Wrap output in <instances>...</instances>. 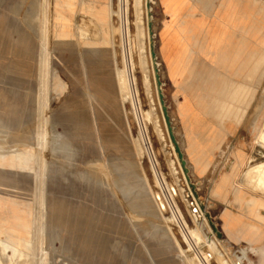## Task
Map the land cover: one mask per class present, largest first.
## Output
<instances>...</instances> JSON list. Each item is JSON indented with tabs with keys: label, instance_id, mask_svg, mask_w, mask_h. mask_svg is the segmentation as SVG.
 Listing matches in <instances>:
<instances>
[{
	"label": "rangeland",
	"instance_id": "rangeland-1",
	"mask_svg": "<svg viewBox=\"0 0 264 264\" xmlns=\"http://www.w3.org/2000/svg\"><path fill=\"white\" fill-rule=\"evenodd\" d=\"M21 1L22 0H18V5ZM31 1L33 0H26L24 1L25 3L20 5V7L22 6L23 12L21 16L23 19V35L18 41V47L20 49L17 52L15 50H9L6 57H1L2 59L0 58V65L3 71L0 75H6L7 81L14 86H17L18 88L21 86L23 87L22 91H16L18 94H14V97H7L6 99L3 98L2 106L5 109L4 112H7L9 115L10 113L13 115L14 112H16L14 116L16 114L19 116L23 113V119L22 124H20L16 129H13L8 133H0V148H2V146L5 147L2 150L0 149V155H5L7 157L19 155L21 158L20 161H23V158H29L26 169H20V167H18L13 170V172H22L24 178L29 184L32 183L33 187L31 192L33 194V196L31 194V222L29 224L30 228L28 227L27 230L29 234L26 232L28 235L27 239L32 238L31 235H33V233L31 234V232H33L34 228L37 226L36 224L34 225V217L37 213L35 202L36 197L39 194L44 196L48 192H51L50 185L48 186L47 184L46 176L48 175L49 169L52 170L55 168L53 166H49V163L53 160V153H51L46 145L39 141L42 131L45 133L46 140L48 139V135L51 133L49 123L47 122L50 115L58 113L60 108L67 103H69L71 107L82 106L84 103L87 105L85 108L88 109L92 118L95 114H102L104 116L106 112L105 109L102 108L100 102L92 100L89 101L82 93L83 88L86 87V82L83 77H78L74 74V72H72V70H67L64 63L59 62L56 59L51 60L50 58V51L52 48L55 30L52 18V3L54 0H37L36 5L33 4V6L30 7ZM92 1L93 0H79L78 5L72 10L63 7L73 23L72 32L75 35L72 37V40H70V43L66 48H63V46L60 48H63V50L65 49L63 53V55L65 54V59L69 58V60H72L71 56L75 54L77 57L80 55V59L83 62H86L89 60L93 61L90 57H88V55H86V52H91L85 43L91 44L97 48L99 54L104 56H111L112 54H115V66L117 68L122 69L127 66L126 72L128 70V77L130 78L131 76L133 79L134 85L132 86L134 88L133 91L135 92V94L133 92V96H135V106L133 107L130 103H124L122 110L123 116L126 119L125 125L123 128H116L112 126L111 128L115 133V141L116 143H119V146L117 147L120 150H129L135 155L137 146L133 140L137 139L136 143L138 145L142 144V140L146 144V159L141 161V171L144 173L149 184L154 190L153 192L161 213L168 215V210H171L174 214H176V205L179 207L182 217L188 226L192 227V223L199 225L202 233L205 235L208 232L207 222L211 230V226H213L218 232H220V222L218 218L221 220V214L224 208L220 212L222 206H219L217 203L219 200L216 197L221 195L223 190L229 184L233 187V191L237 190L235 194L236 197H241V192H243L249 197L264 203V188L260 185H254L253 183H246L244 180L245 172L257 166H264V88L259 90L258 101L249 107L246 121L248 136L243 152H236L233 149H223L222 151H219L215 155L217 163L206 173L204 177L198 179L193 175L194 172L198 173V170L193 168L192 173L186 164L184 150H186L187 143H185L182 139L172 90L167 82L158 55V32L161 17L159 1L139 0L138 9L140 11L141 19L137 22L135 21L133 0L101 1L109 4L110 9L113 12V16L111 18H105L104 21L99 24L93 22L92 20H86V18H88L86 16L88 15L84 13L82 14L81 12L82 4H84L83 7L92 5L97 7L100 6V4H92ZM124 7L125 11H123ZM89 8L91 7H87V9ZM28 9L33 10V16L29 22H25L24 11ZM44 14L46 15L45 20L43 16ZM20 15L21 14H19V17ZM97 15L102 16L99 10H97ZM84 25L83 41L76 32L78 26ZM94 26L102 29V31L99 33V30H96ZM136 29H141L142 32V35H140L144 46L142 62H140L136 53V39L138 38L135 36ZM145 36L147 37V40L145 39ZM147 49L149 55L146 52ZM129 51H131V53ZM130 70L131 72H129ZM143 72L148 78L145 86L143 85ZM13 90L14 89L8 88L7 91L11 92ZM14 99L18 100V104L10 103V101H13ZM163 107L165 108L169 120L168 126L171 128L173 139L182 154L183 160L185 161L187 168V173L185 174L180 166L178 154L173 142L171 141L168 126L163 114ZM145 113L151 114H149V118H146ZM70 117V119L65 121L64 127L57 126L55 129V132H58L61 136L67 137L70 141H72V145L74 146L68 151H60L57 153V161L59 165L65 168V172H63L61 176L66 180L62 182V180L58 178L55 180L52 188L54 192H61V194L65 197L77 198L80 201L76 208L66 217L67 222L69 223L68 226L71 228L69 233L71 236L70 238L75 240V237H79V234L81 233L80 230L87 228L86 225L95 224L98 231L102 229L101 225L106 223L107 219V217L100 211L94 212L90 210V205H93V195L85 188L82 175L92 173L94 172V169H96L98 171L96 174L100 177L104 190L107 192L110 191L115 196V198L120 202L121 208L124 212H126V208L119 197L117 189L112 185L111 180L102 175V172L106 173V171L101 162L106 161V157L116 147L115 144L113 145L108 141L104 143L101 139H99L98 134H94L92 138L83 136V131L77 127L78 121L74 118V115L72 114ZM109 123L111 124L110 121ZM153 123L157 125L156 128L158 130V134L154 130ZM93 126H95V123ZM182 128L184 129V132L186 131V134L184 133L185 136L188 137L183 117ZM261 130L262 137L260 139V144H257L255 139L260 135ZM123 141L125 143H123ZM83 142L87 143V145L91 143L95 147L98 145V148H101L100 152L96 154L90 153L87 149V145H84ZM185 155H187L186 151ZM208 155L209 157L207 159V163L211 158V153ZM95 158L99 160H96ZM233 164L234 168L232 173L221 178L222 186L218 189V191H215L214 188L221 174L228 172ZM150 166L161 181L159 188L153 187V177L150 171ZM160 174L163 175L165 180L162 178V175L160 176ZM35 175H37V182L34 184L33 181L35 180ZM248 175V180L254 179L256 176L254 172H249ZM238 179L240 181L243 180L241 184L238 183ZM174 181L175 183H172ZM60 185L64 186L60 187ZM259 186L261 189L258 188ZM231 195H233V193H231ZM180 197H182V199ZM40 212L43 216L40 223L44 224V210L42 209ZM260 213L264 215V209L260 210ZM176 217L182 225L179 216L177 215ZM130 218H134V215H131ZM171 227L173 239L179 247L184 248L185 243L182 239V228L184 230V226L181 228L179 225H172ZM46 231L47 227L45 226L40 233L42 238H44ZM215 238V240L218 239L217 242L223 249L224 247L227 248L229 254H227L226 257H230L235 264H240V259H238L240 252L242 250H247L248 244L241 243L237 245L231 241L232 245L228 242L225 243L222 236L220 238ZM187 239H185V241L189 245V251H192L193 246L195 245H203L201 243L195 244V242L191 241L190 238L188 240ZM46 241L47 244L45 245V243H43L40 247L37 246V243L34 242V240L32 241V246L29 251V257L32 260V264H54L52 259L58 261L55 264H59L61 262L59 259L66 262L64 264H72V262L67 261L66 259L68 258L63 257L60 252L51 256L48 251L51 248L50 245L53 241L49 239H46ZM79 242L80 241H77L76 243L73 242L71 247L72 250L75 249L76 259H79L80 257L78 254L81 251V247L79 246L81 242ZM119 246L120 245H117L116 242L107 243L103 241L102 238L97 237L95 240H90L88 243V247L86 248V256L88 257H86L87 260H84L86 264L139 263V259L133 253L132 249L129 250L125 257L120 255L119 251H121L120 249H122V247L120 246V248ZM206 247L207 246H202L201 248L203 250H207L208 248L206 249ZM215 247H217L216 244ZM105 249L110 250V253L108 254V252H105ZM236 250H239L238 254L233 253ZM106 253L108 255H106ZM211 253L215 258L212 264H218L216 260L217 252L215 251L213 253L211 251ZM174 254L177 255L178 253L174 252ZM185 254L189 256L188 258H192L194 264H197L195 259H193L192 253L188 252ZM226 257H224V259ZM105 258H108V260L110 259L109 263H107L108 260H105ZM180 259H182V257L179 256V259H173V261L177 264H182ZM244 263L246 264V261H244Z\"/></svg>",
	"mask_w": 264,
	"mask_h": 264
},
{
	"label": "crops",
	"instance_id": "crops-1",
	"mask_svg": "<svg viewBox=\"0 0 264 264\" xmlns=\"http://www.w3.org/2000/svg\"><path fill=\"white\" fill-rule=\"evenodd\" d=\"M158 1L161 15L158 55L172 90L182 139L186 141V131L184 132L182 128V116L178 114V109L182 110L184 104L185 130L191 143L200 147L202 152L211 153L209 162L203 166V172L198 174L193 173L192 161L195 157L187 158L184 150L188 168L195 177L201 179L217 163L216 153L223 149H233L236 152H243L245 149L249 107L258 101L259 90L264 88V0ZM15 10L17 13L14 12ZM22 13V6L18 10V0H0V58L8 55L7 50L17 52L20 49L18 41L23 35ZM8 43L10 45H7ZM0 73H3L1 65ZM8 88L14 90L8 92ZM22 89V86L18 88L8 82L6 75H0V133L11 132L22 124L23 113L19 116L8 115L2 106L3 98L14 97V94H18L16 91ZM11 103L18 104V100L14 99ZM97 116L98 114H95L92 118L96 134H98L95 122ZM198 139L202 142H198ZM114 141L112 143L117 145L118 142ZM113 151L116 154L115 158H124L123 150H119L117 146ZM20 159L19 155L11 157L0 155V229L11 235L16 233L13 235L17 236L16 238L26 236L25 232L31 222L33 189L32 183H28L22 172H13L18 167L27 168L29 158H23V161ZM234 164L228 172L221 174L219 180L232 173ZM58 178L61 179L62 176ZM61 180L64 182L66 179ZM36 182L37 175L33 183ZM52 187L53 185L50 186L51 192L58 193L54 192ZM232 188L229 184L222 194L216 197L219 200L217 203L222 206L220 212L224 208V231L219 225L222 228L220 232L224 236L225 232L229 234L234 244L248 242L256 251L254 258L262 259L264 258V215L260 210L264 209V203L254 198L251 200L246 193L236 197L237 190L233 191ZM22 192L25 194L23 195ZM68 198L64 196V201L66 202ZM71 211L67 209L61 214L57 235L59 242L71 250L73 242H81H79L81 247L79 255L82 257L80 256L79 259H86L88 243L97 237L107 243L116 242L122 247L119 251L120 255L126 256L131 249V230L126 225V221L117 216L126 215L127 212L122 208L114 214L101 210L100 212L107 217L106 223L101 225L102 229L97 231L95 224L86 225L87 228L80 230L79 237L73 240L70 238L71 228L66 219ZM240 225L242 227H239ZM257 227L261 230H257ZM105 252L110 253V250ZM140 262L141 259L138 264H141Z\"/></svg>",
	"mask_w": 264,
	"mask_h": 264
},
{
	"label": "bare ground",
	"instance_id": "bare-ground-1",
	"mask_svg": "<svg viewBox=\"0 0 264 264\" xmlns=\"http://www.w3.org/2000/svg\"><path fill=\"white\" fill-rule=\"evenodd\" d=\"M24 1H26V0H22L21 1L22 3L20 2V4L18 5V10H19L20 5L25 3ZM36 1L37 0L31 1L30 7H32L33 4L36 5ZM101 1H104V0H93L92 1V4H100V6H98V7L93 6V5L83 7L84 4L81 5L82 6L81 7L82 14L84 13V14L88 15V16H86V17H88V18H86V20L87 19L92 20L93 22L99 24V23H102L105 18H111L113 16V12L110 9L109 4L103 3ZM133 1H134V9H135V21L137 22L141 19L140 18L141 17L140 11L138 9V1L139 0H133ZM78 2H79V0H54L53 1V3H52L53 17L52 18H53V22H54L53 24H54L55 30H54L52 48L50 51L51 52L50 58H51V60L56 59L57 61L64 63V66H66L67 70H72V72H74V74L76 76H78V77L81 76L85 79L86 87L83 88L82 93L85 95L87 100L100 102V104L102 105V108H104L105 111L107 112L106 115L103 116V115L98 114V116L95 118L97 132L99 134V139H101L104 143H106V141L112 143L114 141V138H115V133L112 131L111 126L116 127V128H123V126L125 125L126 119L123 116V110H122L123 104L124 103H130L133 107L135 106V98H134L135 96H133V92H134L133 89L134 88L132 86V85H134L133 79L131 78V76H130L131 79L128 77V73H127L128 70L126 72L127 66L123 67L122 69H119L115 66V63H116V55L115 54H112L111 56H108V55L104 56L102 54H99V51L97 50V48L91 44L85 43L91 52V53L86 52V55H88V57H90L91 60H93V61L89 60V61L83 62L80 59V55L77 57V56H75V54L71 56L72 60H69V58H67V59L64 58L65 54L63 55V53H64L65 49L63 50V48L64 47L66 48L69 45L70 40H72V37H74L75 34H73V32H72L73 23L70 20L69 15L65 12L63 7H66L69 10H72L74 7H76L78 5ZM87 7H91L92 9L91 8L87 9ZM97 10H99L101 12L102 16L97 15ZM261 10H262V8H261ZM123 11H125V7H124ZM14 12L17 13L16 10ZM32 16H33V10L32 9H28V10L24 11V21L25 22H29L32 19ZM43 16H44V20H45L46 15L44 14ZM15 21H16V19H15ZM77 28H78L77 32L76 31L75 32L84 41V39H83V28H85V25L84 26H78ZM94 28L96 30L98 29L99 33H100V31H102V29H100L98 27L96 28L94 26ZM140 35H142L141 29L140 30L136 29L135 30V36H136V38L138 37L136 39V53L138 55L140 62H142V58H143L142 53L144 52V46L142 43V37ZM145 39L147 40L146 36H145ZM7 45H10V44L8 43ZM61 46H63L62 49L60 48ZM129 52L131 53V51H129ZM146 52L149 55L148 49L146 50ZM7 53H8V50H7ZM129 67H130V65H129ZM129 72H131V70ZM147 81H148V78H147L146 74H144V72H143V85L144 86L147 84ZM134 94H135V92H134ZM260 94H262V93H260ZM83 102H81V103H83ZM10 103H11V101H10ZM8 105H10V104H8ZM86 106L87 105H85L84 103L82 106H78V107H71L69 103L62 106L60 108V111L58 113L51 114L48 121H47L49 123L50 130H51V133L48 135V139L46 140L45 133L43 131L40 134L39 141L42 144L46 145V147L51 151V153H53V157H52L53 160L49 163V166H53L55 168L52 170L49 169L48 175L46 176L48 186L53 185L55 179L58 178L59 176H61V174L63 172H65V168L63 166L61 167V165H59V163L57 161V153L60 151H63V152L68 151L69 149H72L74 147L72 145V141H70L67 137L61 136L58 132H55L56 127L57 126H63L64 127L65 121L67 119H70L71 118L70 115L73 114L74 118L78 121L77 127L83 131L82 132L83 136H85L87 138L88 137L92 138L94 136V134L96 135L95 127L93 126L92 116H90L88 109L85 108ZM183 106H184V104H183ZM183 106H182V110L178 109V113L182 117H183V110H184ZM14 107H15V105H14ZM9 108H7V109H9ZM17 108H19V107H17ZM147 112H149V111H147ZM15 113L16 112H14V114ZM14 114H13V116H14ZM145 114H146V118H149V116L151 115L150 113H145ZM10 115H11V113H10ZM187 115H188V113H187ZM184 119H185V117L183 118V120ZM109 121L111 122V124L109 123ZM150 121H152V120H150ZM153 122H155V121H153ZM156 126L157 125L154 124V130L158 134V130H157ZM193 133H194V131H193ZM77 134H79V133H77ZM77 134H74V135H77ZM195 137H196V135H195ZM261 137H262V130L260 132V135L255 139L257 144H260ZM95 138H96V136H95ZM204 138H205V136H204ZM210 139L211 138L209 137V140ZM131 140H132V138H131ZM206 140H208V139H206ZM136 141H137V139L133 140V142L137 146L135 155L133 153H131L129 150H126V151L124 150L123 151L124 152V158H121V159L115 158L116 154L112 150L110 153L108 152L109 155L107 153L108 156L106 157L107 158L106 161L101 162V164L103 165V167L106 171V173L104 172L105 174L102 172V175L104 177H108L111 180L112 185L115 186V188L117 189L119 197L122 200V203L124 204V206L126 208L125 210H126L127 214L123 215V216H117V217L120 218L121 220H125L127 223L126 225L131 230V237H130L131 238V241H130L131 249L133 250V253L138 257V259L142 260V262H140V263L143 264V262H144V264L145 263L146 264H177L175 261H173V259L177 260V259H179V256H180V257H182V259H180L182 264H194L192 258H188L189 256L185 254V253L190 252L189 251V249H190L189 245L185 241V239L190 238V240L194 241L195 244H197V243L203 244V245H199L200 247L201 246H207L206 249L207 248L208 249L206 251H208V252L212 251L213 253L216 251L217 252L216 260H217L218 264H235V262L232 261L230 259V257H226L227 254H229V252L227 251V248H225L223 246L224 247V249H223L221 247V245L218 244V242H217L218 239L215 240L216 238H214V240L210 241V239L206 237V234L204 235L202 233L201 227L199 225H196L195 223H192V227L188 226V224L184 221V218L182 217V213H181L178 206L175 205L176 212H177L176 214H174L171 210H168L169 211L168 215L161 213V211L158 207L157 201H156L155 194L153 192L154 190L152 189V186L149 184L148 179L146 178L144 173L141 171L142 167L140 164L142 163L141 162L142 160L146 159L145 155L147 153V146L143 140H142V144H140V145H138L136 143ZM85 142H83V144L87 145V143H85ZM191 142L192 141L189 139V136L186 137V141H185V143H187V147L185 150L186 154H187L186 156H187V158L195 157L194 160L192 161L193 168H196L198 170V173H202L203 172V166H205V164H207V159L209 157L208 154H210V153L209 152L208 153L202 152L200 150V147L194 146ZM198 142H202V140L199 141V139H198ZM123 143H125V142L123 141ZM115 146H119V143H117V145H115ZM3 148H5V147L2 146V148H0V149L2 150ZM87 149H89L90 153L92 152V153L96 154V153L100 152L101 148H98V145H97V147H95L94 145H92L90 143L87 145ZM1 152H3V151H1ZM99 156H97V157H99ZM86 159H87V157H86ZM96 160H99V159H96ZM94 162H96V161H94ZM150 171H151L152 177H153V187L159 188L161 181L158 178V176H156V174L153 171L151 166H150ZM172 172H170V173H172ZM249 172H254L256 174L254 179L248 180L249 179V175H248ZM46 173H47V171H46ZM96 173H98V171L96 169H94V172L86 173V174L82 175V180L84 182L85 188L88 190V192H90V194L93 195V201H92L93 205H90V210H99V211L102 210L104 212H107L108 214H114L118 209H121V204L110 191L107 192L106 190H104V188L102 186V181H101L100 177L97 176ZM80 174H81V171H80ZM161 175L162 174H160V176ZM162 178H163V175H162ZM221 180L222 179H220L218 181V183L216 184V186L214 188L215 191H218V189H220V187L222 186ZM244 180L246 181V183H253L254 185H260L262 188H264V166H257L255 168H252L251 170L245 172ZM242 181L243 180L240 181L238 179V183L241 184ZM172 183H175V181ZM164 184H165V182H164ZM64 185H60V187L64 186ZM260 186L258 188H260ZM50 191H51V189H50ZM242 193L243 192H241V195H242ZM24 194L25 193H23V195ZM32 196H33V194H32ZM13 198H14V196H13ZM180 198L182 199V197H180ZM251 200H252V198H251ZM35 202H36V207H37L36 208L37 213H36V216L34 217V225L36 224L37 226H36V228H34V231L31 232V234L33 233V235H31L33 239L32 238L27 239V236H28L27 234L23 238H16L17 236H13L16 233L11 235V234H9L5 231H2L0 229V264H32V260L29 257V251H30V247L32 246V241L34 240V242L37 243V246L40 247V245L43 243H45V245L47 244L46 239L53 241L50 245L51 248L48 251L49 254H51V256H53L54 254H58V252H60V253H62L63 257L68 258L66 260L71 261L72 264H86L85 260H87V259H85V260L84 259H76V252L74 250L69 249V247L64 246L61 242H59V238L57 235V231H58L60 224H61L60 216L63 213V211L67 210V209H71V210L75 209L80 201L77 198L69 197L68 200L65 202L64 201V195H62L61 193L58 192V193L54 194L52 192H48L44 196H41V194H39L36 197ZM42 209L44 210V213H45V217H44L45 223L44 224L40 223L41 219L43 218V216L40 212ZM2 211H3V209H2ZM223 213L224 212H222V214H221V220H220V218H218V220L220 222V227H222L223 231H224ZM64 214H65V212H64ZM131 215H134V218H130ZM177 215L181 219L182 225L178 221V219L176 217ZM14 216H15V214H14ZM231 216H232V214H231ZM7 219H9V218H7ZM242 223H244V222H242ZM244 224H247V223H244ZM251 224H253V223H251ZM172 225L173 226L179 225L181 228L184 226V230L182 228V233H183L182 239H183V242L185 243L184 248L179 247V245L173 239L172 227H171ZM45 226L47 227V231L45 232L44 238H42L40 233H41V230L43 229V227H45ZM239 227H242V226L240 225ZM19 228H21V227H19ZM207 228H208V232H210L211 228H209L208 222H207ZM256 229L261 230V229H258V227ZM110 230L112 231V229H110ZM119 232H120V230H119ZM221 232H222V229H221ZM245 233H247V230ZM245 233L244 234L242 233V235H245ZM17 235H18V233H17ZM221 235H222V238H224V241L232 244L230 242V241H232V239L230 238L229 234H227L225 232V236L230 241L224 236L223 233ZM124 236L125 235H123V237ZM252 242H254V241H252ZM256 242H257V239H256ZM92 244H93V242H92ZM215 244L217 247H215ZM246 244H248V249L245 251L242 250L240 252V256L238 257V259H240L239 260L240 264H245L244 261H246V264H264V258L255 259L254 258V253L256 252L255 249H252L248 242ZM197 246L198 245H195L193 247L195 248ZM91 249H93V248H91ZM86 251H87V249H86ZM174 252H177L178 254L176 255V254H174ZM123 253H124V250H123ZM233 253L238 254L239 250H236ZM108 254L106 253V255H108ZM224 257H226V258L224 259ZM213 258H214V255H213ZM52 260H53L54 264L56 262H58L55 259H52ZM105 260H108V258L107 259L105 258ZM59 261H61L59 264L66 263V262H63L62 259H59ZM109 261H110V259L108 260L107 263H109ZM135 262H136V259H135Z\"/></svg>",
	"mask_w": 264,
	"mask_h": 264
},
{
	"label": "built area",
	"instance_id": "built-area-1",
	"mask_svg": "<svg viewBox=\"0 0 264 264\" xmlns=\"http://www.w3.org/2000/svg\"><path fill=\"white\" fill-rule=\"evenodd\" d=\"M211 231L206 233V237L209 238L210 241L214 240V238L216 237V234L212 231L214 233L213 234ZM224 242L227 243L226 241ZM201 247H193V250L190 251V253L193 254V259H195V262H197L198 264H212L214 259L213 254L211 252L203 250Z\"/></svg>",
	"mask_w": 264,
	"mask_h": 264
},
{
	"label": "water",
	"instance_id": "water-1",
	"mask_svg": "<svg viewBox=\"0 0 264 264\" xmlns=\"http://www.w3.org/2000/svg\"><path fill=\"white\" fill-rule=\"evenodd\" d=\"M157 84L159 85V83L157 82ZM161 97V96H160ZM163 114H164V117H165V120H166V123H167V126L169 125V120H168V117H167V114H166V111H165V108L163 107ZM168 130H169V134H170V137H171V141L173 142V145L176 149V152L178 154V159H179V163H180V166L185 173H187V168H186V165H185V161L183 160V157H182V154L181 152L179 151V149L177 148L176 146V143L173 139V135H172V131H171V128L168 126ZM212 227V230L213 232L216 234V237L220 238L222 235L220 232H218L215 227L211 226Z\"/></svg>",
	"mask_w": 264,
	"mask_h": 264
}]
</instances>
